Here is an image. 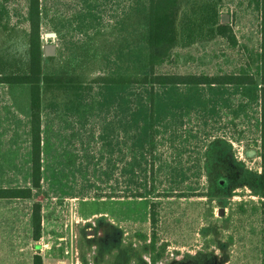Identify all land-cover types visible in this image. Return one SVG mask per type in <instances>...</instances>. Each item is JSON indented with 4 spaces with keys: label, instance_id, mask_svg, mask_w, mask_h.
Segmentation results:
<instances>
[{
    "label": "rangeland",
    "instance_id": "rangeland-1",
    "mask_svg": "<svg viewBox=\"0 0 264 264\" xmlns=\"http://www.w3.org/2000/svg\"><path fill=\"white\" fill-rule=\"evenodd\" d=\"M25 1L0 0V75L26 71L29 35ZM41 1V47L56 45L55 55L41 56V77L58 78L62 84L41 82V187L31 199L11 200L8 207L0 201V264H32L35 253L42 264H195L183 257L198 251L212 253L207 264H264L263 199L260 189L252 185L262 171L257 105L251 103L242 111L241 97L236 95L227 105L215 108L205 135L200 113L192 110L183 118V136L177 139L166 134L158 145L157 164L164 162L165 166L157 173V190L172 188L197 195L119 196L125 189L122 161L117 159L109 176L104 174L111 170L109 153L98 138L102 130L97 123L104 120V112L98 116L97 105L92 103V123L73 130L65 120L57 125L60 118L55 116L57 109L51 107V101L66 99L68 78L76 85H92L96 91L90 81L97 75L121 71L131 66V60L140 64L142 58L137 55L146 52V0ZM89 4L96 6L90 9ZM218 13L229 15L234 42L217 33V25L227 24L217 22ZM260 29L255 0H177L172 57L161 62L157 71L254 72ZM0 114V181L7 186L10 179L13 186H24L29 181L27 84L0 82ZM75 131L79 140L74 139ZM196 155L200 157L198 170ZM86 160H91L88 168ZM170 167H182L187 177L176 183L179 180L170 176ZM219 176L229 179L224 192L232 194L219 189ZM34 201L41 203L42 215L37 241L31 238ZM151 201L158 202L155 237L149 217Z\"/></svg>",
    "mask_w": 264,
    "mask_h": 264
},
{
    "label": "trees",
    "instance_id": "trees-1",
    "mask_svg": "<svg viewBox=\"0 0 264 264\" xmlns=\"http://www.w3.org/2000/svg\"><path fill=\"white\" fill-rule=\"evenodd\" d=\"M25 2V19L29 35L27 68L21 74L0 75V82L29 86L30 115L26 131L29 141V181L24 187H13L11 196L31 199L34 190L41 187L43 179L41 82L44 81L46 85L60 86L62 80L50 76L41 77L42 1L26 0ZM176 3L177 0H146L144 3L143 10L147 11L146 52L137 55L142 58L139 59L138 66L135 60H131V66L126 65L121 71L97 75L90 81L97 86L96 91L92 85L87 86L82 83L76 85L73 79L68 78L65 83L68 85L70 83V86L66 87L69 91L66 99L61 102L54 101L56 99L51 101V107L54 106L53 108L57 109L55 116L60 118L57 125H62V120H65L69 122L73 130L76 128L79 130L85 123H92V103H95L96 114L102 116V111L105 114L104 120L101 119V122L97 123L102 130L98 138L109 153L107 161L108 165H111V170L104 172L105 176H109L110 171L115 169L118 160L122 161L121 175L125 179V189L119 196L145 197L152 193L155 197H168L173 194L192 196L197 193L172 188L170 191L157 190V173L165 166L164 162L161 166L157 164L160 159L157 153L158 145L163 143L166 134L169 138L177 137V139L183 136V118L192 113V110L200 113L199 118L203 121L201 133L205 135L209 116L215 113V108L227 105L229 100L240 95L242 111L251 103H255L258 109L260 143L263 150L262 171L252 185L260 189L259 196L263 199L261 204L264 206V0H255L261 22L256 71L213 74L157 71L161 62L172 57L175 42L173 7ZM89 6L93 9L96 4H89ZM220 20L218 13L217 22ZM216 31L220 36L234 42L229 23L217 25ZM233 113L236 114L234 108ZM78 138L79 132L75 131L74 139ZM199 160L200 157L196 155L194 157L196 170L199 169ZM86 161L88 168L91 160ZM166 167L168 168L169 165ZM170 171H172L169 172L170 176L179 180L176 183L187 177L182 167H170ZM83 173H85L84 168ZM228 182L227 177L219 176L217 179V185L223 194H232L228 191L224 192L228 189ZM102 195V193L96 194L99 197ZM149 209L150 223L153 227L152 237H155V226L159 214L158 202L151 201ZM30 219L31 238L37 241L41 237L42 228L40 202L34 201L31 204ZM212 256V253L198 251L194 255L186 254L183 259H189L195 264H207ZM32 264H42V258L38 253L33 255Z\"/></svg>",
    "mask_w": 264,
    "mask_h": 264
},
{
    "label": "crops",
    "instance_id": "crops-1",
    "mask_svg": "<svg viewBox=\"0 0 264 264\" xmlns=\"http://www.w3.org/2000/svg\"><path fill=\"white\" fill-rule=\"evenodd\" d=\"M9 84H11V83H9ZM7 102H8L7 103L8 104V115H9V121H8V123H9V130H10V124H11V122H10V119H11V94L10 93L8 94ZM3 104H4V107H3V115H5V107H6V97L5 96L3 97ZM0 117H1V114H0ZM3 122H4V119H3ZM4 125L5 124L3 123V126ZM25 127H26V131H27V126H25ZM4 146H5V142H4ZM1 162H2V160L0 159V168L2 166L1 165ZM3 168L5 169V166H3ZM1 173H2V171L0 170V175H1ZM4 175H5V170H3V177H4ZM10 175H11V167H9V176ZM0 183H1V181H0ZM26 185H24V186H26ZM24 186H22V185L13 186L12 180H10V179H9V184L7 186L5 184V181L3 183H1L0 184V201H3V206L4 207L6 205H7V207L10 206L11 200H28L26 198H13L11 196V189L13 187H24ZM6 200H7V202H6Z\"/></svg>",
    "mask_w": 264,
    "mask_h": 264
},
{
    "label": "water",
    "instance_id": "water-1",
    "mask_svg": "<svg viewBox=\"0 0 264 264\" xmlns=\"http://www.w3.org/2000/svg\"><path fill=\"white\" fill-rule=\"evenodd\" d=\"M220 21L222 22V23H228V21H229V15L228 14H222L221 16H220ZM53 34L51 33L49 36H52ZM55 53H56V45L55 44H53V43H46V44H44L43 45V47H42V54L44 55V56H53V55H55Z\"/></svg>",
    "mask_w": 264,
    "mask_h": 264
}]
</instances>
